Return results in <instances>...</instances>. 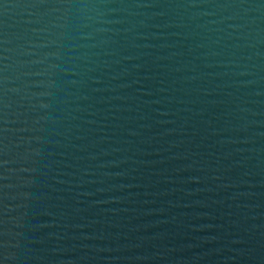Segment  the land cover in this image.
Wrapping results in <instances>:
<instances>
[{
    "label": "water",
    "instance_id": "obj_1",
    "mask_svg": "<svg viewBox=\"0 0 264 264\" xmlns=\"http://www.w3.org/2000/svg\"><path fill=\"white\" fill-rule=\"evenodd\" d=\"M0 264H264V0H0Z\"/></svg>",
    "mask_w": 264,
    "mask_h": 264
}]
</instances>
